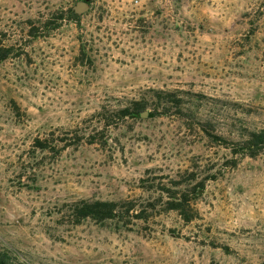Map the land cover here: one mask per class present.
Masks as SVG:
<instances>
[{"label": "rangeland", "instance_id": "rangeland-1", "mask_svg": "<svg viewBox=\"0 0 264 264\" xmlns=\"http://www.w3.org/2000/svg\"><path fill=\"white\" fill-rule=\"evenodd\" d=\"M77 1L0 0V249L31 264L264 263V152L227 162L203 129L264 127V0H88L53 19ZM149 88L177 91L183 113L104 126L131 100L152 110ZM199 181L192 219L167 208L165 187ZM81 199L132 200L144 217L75 224Z\"/></svg>", "mask_w": 264, "mask_h": 264}, {"label": "trees", "instance_id": "trees-1", "mask_svg": "<svg viewBox=\"0 0 264 264\" xmlns=\"http://www.w3.org/2000/svg\"><path fill=\"white\" fill-rule=\"evenodd\" d=\"M53 15L55 17L53 19L56 20L67 19L70 21L78 18V15L72 9L58 10L57 12H54ZM51 19L52 18L44 22L39 21L38 23L30 21L31 25L28 29V33L31 36L41 35V33H43L41 30L45 29L46 31L51 23L50 21H52ZM11 51L12 49L10 47L0 46V62L9 56ZM149 92H151L149 97L154 103V108L148 111L147 116L152 117L157 115H168L170 109L172 108L176 110V113H183V98L177 91L149 88ZM148 99L149 98L145 97L142 99L139 98L131 100L130 103L116 110L113 114L104 115L106 119L104 121V126L107 127L110 123H112V117L124 119L128 116H141V113L147 109L149 103ZM203 129L211 136L212 139H215L218 144L229 149L232 154V158L228 159L227 162L235 164L237 160L235 156L256 157L260 153L264 152V127L254 129L245 128V131L239 132L235 139H228L218 133H214L213 128H209L208 126H203ZM71 137V142H65L62 149L71 145H77L82 139L80 134L77 132ZM85 137L89 143L95 141V138H92L93 134H87ZM61 141H63V138H61ZM34 147L40 149L41 151H44L45 149L56 151L55 145L51 146L48 144L47 139H41L39 137L35 138ZM202 184V181L197 182V184L188 188L187 192L182 191L181 187L180 189L175 188L181 186V182H175L174 186L165 187L164 189L167 191L165 205L168 209L177 210L180 214L184 215L186 220L192 219V215H187V211H190L189 209H191V197L189 193H196L198 191L197 187ZM149 205L154 206L153 203H149ZM144 208L145 205H141L140 208H137L136 204L132 200L115 201L108 199H81L68 203L66 211L68 212L70 221L77 224L87 218H92L100 222L116 217L123 218L125 215H134L136 218H141L144 217ZM131 210L136 211V213L130 214ZM0 264L31 263L26 259H22L19 255H16L12 250L5 248L0 249Z\"/></svg>", "mask_w": 264, "mask_h": 264}, {"label": "water", "instance_id": "water-1", "mask_svg": "<svg viewBox=\"0 0 264 264\" xmlns=\"http://www.w3.org/2000/svg\"><path fill=\"white\" fill-rule=\"evenodd\" d=\"M89 8V2L88 0H80L77 1L76 4L73 6V9L75 11V13L77 14H81L84 11H86ZM148 115V111L145 110L141 113V116L145 117Z\"/></svg>", "mask_w": 264, "mask_h": 264}]
</instances>
